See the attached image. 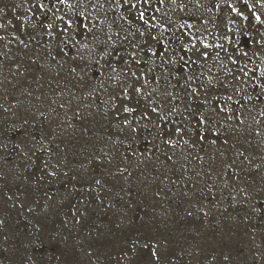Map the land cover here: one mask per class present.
Segmentation results:
<instances>
[{"label":"rangeland","instance_id":"374dc122","mask_svg":"<svg viewBox=\"0 0 264 264\" xmlns=\"http://www.w3.org/2000/svg\"><path fill=\"white\" fill-rule=\"evenodd\" d=\"M0 0V264H264V0Z\"/></svg>","mask_w":264,"mask_h":264},{"label":"bare ground","instance_id":"6f19581e","mask_svg":"<svg viewBox=\"0 0 264 264\" xmlns=\"http://www.w3.org/2000/svg\"><path fill=\"white\" fill-rule=\"evenodd\" d=\"M47 2H49L51 4V6H53V1H59V0H46Z\"/></svg>","mask_w":264,"mask_h":264}]
</instances>
